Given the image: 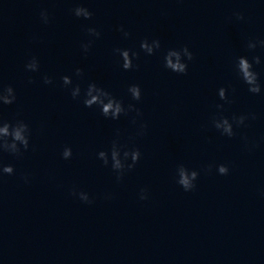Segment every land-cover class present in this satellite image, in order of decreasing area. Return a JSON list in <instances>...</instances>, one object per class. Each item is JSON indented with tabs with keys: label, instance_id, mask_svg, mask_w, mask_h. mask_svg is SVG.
<instances>
[{
	"label": "clouds",
	"instance_id": "obj_1",
	"mask_svg": "<svg viewBox=\"0 0 264 264\" xmlns=\"http://www.w3.org/2000/svg\"><path fill=\"white\" fill-rule=\"evenodd\" d=\"M72 13L77 18H83L84 20H91L93 13L82 5L73 8ZM238 20H243L244 16L242 13H235ZM40 19L42 23L48 24L50 22L49 13L46 9L41 10ZM125 38L130 36V33L125 31L123 27L120 28ZM86 32L89 37L98 39L101 36L100 31L95 27H87ZM93 39H89L86 42H81L82 51L87 54L93 44ZM264 48V40L252 41L250 40L247 44V48L252 51L257 46ZM140 49L146 55H154L161 49V41L159 39H152L149 41L147 38L140 42ZM114 53L118 54L122 64L121 67L124 70H132L138 68V64H134L133 61L139 59V52L132 51L130 49L116 48L113 50ZM194 59L193 52L187 45L180 48H170L163 56L164 68L168 69L178 75H185L188 71V63ZM261 63L259 56H252L251 60L247 56H239L236 58L234 68L236 75L240 80L247 85L248 92L252 94H260L262 86L259 79V73L254 70V65ZM25 70L28 72H39L40 65L39 61L35 56H32L25 64ZM74 75L77 78L84 76L82 68H75ZM62 86L66 89H70V94L74 100L80 99L82 89L79 83L73 85V79L71 76L65 75L61 77ZM29 83H33L29 79ZM43 83L46 85L53 84V78L44 75ZM133 101H141L142 90L138 84H132L127 89ZM235 92V89H232ZM218 97L225 103H231L232 101L228 96V89L220 87L217 90ZM16 102L15 89L11 85L4 86L0 84V107L4 105H12ZM82 102L85 107L93 108L98 107L101 115L106 119L119 120L122 115L127 116L129 113H135L136 116L132 118V124H137V118L142 117L143 113L136 104L129 103L125 106L123 100L117 99L111 92L105 88L98 86L95 82L88 83L86 89L83 90ZM217 113L214 114L210 123L222 136L232 138L236 135L235 128L246 126V121L249 119H256L254 113L236 115L233 114L231 118L223 115L224 104L218 103L215 105ZM147 123H140L136 132V136H143L147 132ZM119 130L116 132V138L112 140L111 146L108 150H101L97 153V158L103 162L107 167L110 165L113 173L116 176L117 182L121 181L126 172L133 170L136 164L141 158V152L139 148L128 144H122L119 140ZM31 129L29 125L22 119H16L15 121L6 120L0 112V154L9 153L16 158L23 156L24 152L29 150L30 147ZM245 141L247 137H244ZM129 140H134V137H130ZM72 149L70 147H64L62 151V158L68 160L72 157ZM213 165H208L204 171L211 173ZM216 172L219 175H228L229 167L225 164L215 165ZM14 167L10 164L4 165L0 161V178L3 175L14 174ZM176 183L179 184L184 191H192L195 189V181L198 179L200 172L197 170H190L185 165L179 164L176 168ZM25 182H28L27 175L24 176ZM72 196H77L82 202L91 204L93 201L89 197L88 193L84 191H77L73 188L70 192ZM110 198V197H109ZM140 200L148 199L147 189H141L139 193Z\"/></svg>",
	"mask_w": 264,
	"mask_h": 264
}]
</instances>
